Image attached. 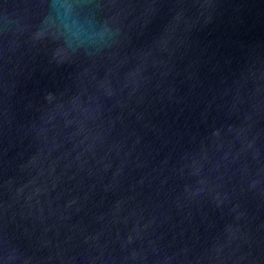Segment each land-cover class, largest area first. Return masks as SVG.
<instances>
[{
  "label": "water",
  "instance_id": "95a60500",
  "mask_svg": "<svg viewBox=\"0 0 264 264\" xmlns=\"http://www.w3.org/2000/svg\"><path fill=\"white\" fill-rule=\"evenodd\" d=\"M0 264H264V0H0Z\"/></svg>",
  "mask_w": 264,
  "mask_h": 264
},
{
  "label": "clouds",
  "instance_id": "9594fccd",
  "mask_svg": "<svg viewBox=\"0 0 264 264\" xmlns=\"http://www.w3.org/2000/svg\"><path fill=\"white\" fill-rule=\"evenodd\" d=\"M117 32H118V30H117Z\"/></svg>",
  "mask_w": 264,
  "mask_h": 264
}]
</instances>
